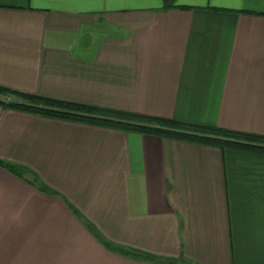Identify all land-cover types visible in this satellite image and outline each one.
<instances>
[{"label": "crops", "instance_id": "0c3cea01", "mask_svg": "<svg viewBox=\"0 0 264 264\" xmlns=\"http://www.w3.org/2000/svg\"><path fill=\"white\" fill-rule=\"evenodd\" d=\"M163 7L0 0V87L264 137V0ZM0 164V264H264L263 152L0 106Z\"/></svg>", "mask_w": 264, "mask_h": 264}, {"label": "trees", "instance_id": "16d2710c", "mask_svg": "<svg viewBox=\"0 0 264 264\" xmlns=\"http://www.w3.org/2000/svg\"><path fill=\"white\" fill-rule=\"evenodd\" d=\"M177 1L164 0V10L178 8L176 7ZM0 106L6 109L28 112L50 118L264 153V137L261 136L186 124L170 119L146 117L116 110L55 101L3 87H0ZM129 255L131 254L128 253ZM146 258L149 261L155 260L149 256Z\"/></svg>", "mask_w": 264, "mask_h": 264}]
</instances>
